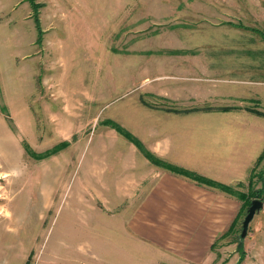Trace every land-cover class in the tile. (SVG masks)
Wrapping results in <instances>:
<instances>
[{"label": "rangeland", "instance_id": "obj_1", "mask_svg": "<svg viewBox=\"0 0 264 264\" xmlns=\"http://www.w3.org/2000/svg\"><path fill=\"white\" fill-rule=\"evenodd\" d=\"M35 2L42 37L28 0H0V264H150L142 205L163 174L109 125L157 148L204 123L173 110L264 80V0Z\"/></svg>", "mask_w": 264, "mask_h": 264}, {"label": "crops", "instance_id": "obj_2", "mask_svg": "<svg viewBox=\"0 0 264 264\" xmlns=\"http://www.w3.org/2000/svg\"><path fill=\"white\" fill-rule=\"evenodd\" d=\"M236 83L238 92L230 97L236 102L225 107L230 110L190 109L193 112L182 114L202 116L204 123L179 128L182 133L157 148L145 147L171 165L247 193L251 172L264 152V116L254 112H264V80ZM183 132L187 135L181 139ZM149 165L156 167L150 162ZM156 168L163 174L162 182L146 194L142 205L143 221L155 223L142 232L150 244H146L147 253L153 256L150 264H215V251L221 241L230 237L233 239L228 244L234 247L235 255L225 264L239 262L240 248L245 254L241 264H264V206L250 223L246 238L238 239L247 212L238 219L234 232L224 238L243 203L219 190ZM255 184L259 190L261 184ZM159 246L163 251H159Z\"/></svg>", "mask_w": 264, "mask_h": 264}, {"label": "trees", "instance_id": "obj_3", "mask_svg": "<svg viewBox=\"0 0 264 264\" xmlns=\"http://www.w3.org/2000/svg\"><path fill=\"white\" fill-rule=\"evenodd\" d=\"M28 2L32 5L33 10L35 11L34 16H35L36 26H37V29L39 30L40 36L42 37L45 32L40 28V19L36 17L37 13H38L37 11L41 7V5L36 3L35 0H28ZM228 25L233 27V28H240V29L246 28V26L243 25L242 23H238V24L229 23ZM143 103H145V102H143ZM210 109L212 110L213 108H210ZM227 110H230V108H223L220 111H227ZM173 112H175V113H189V112H193V110H185V111L173 110ZM254 112L260 116H264V112H260L257 110H255ZM111 123L109 126L112 129H114V131L116 130V132L118 134H121V136H123L126 140L133 143L134 146L141 153V155L145 159H147L151 164H153L154 166H156L160 169L167 170V171H169L175 175L187 178L191 181H194L195 183H197L200 186H205V187H208L211 189L219 190L223 193H226L232 197L237 198L239 201H241L243 203L242 208H241V212L239 213L237 218L234 220V222L232 223L229 230L223 235L224 238L228 237L229 235H231L234 232L235 227L238 223V219L243 217L245 212L248 211V208L251 205V202L253 200H261L264 202V187H262V189H259V190H256L254 188V184L256 182H258V181L264 182L263 175L253 176V177L251 176V178L249 180V192H247V193L240 192V191L236 190L234 187L227 186V185L221 184L219 182L207 179V178H205V177H203L197 173H194L192 171L186 170V169L181 168L179 166H174V165H171V164L165 162L164 160H162L161 158L156 156L154 153L149 151L140 139H137L132 134L124 131V129L122 127L116 126L117 125L116 123H114L112 121H111ZM52 150L53 151L50 150L48 152V155L55 153L58 150V147H55ZM27 152L30 156H33V154H34L28 149H27ZM45 157H48V156H45ZM45 157H42V158H45ZM262 160L264 161V152L261 156V161ZM241 232H242V230L239 233H241ZM240 236L241 235H239L238 239H242ZM239 252L241 255H240V260H239L238 264H241L244 261L245 254L243 253L242 248L239 249Z\"/></svg>", "mask_w": 264, "mask_h": 264}, {"label": "water", "instance_id": "obj_4", "mask_svg": "<svg viewBox=\"0 0 264 264\" xmlns=\"http://www.w3.org/2000/svg\"><path fill=\"white\" fill-rule=\"evenodd\" d=\"M263 206H264V202L261 200H253L251 202V205L249 206L247 211V215L242 224L241 238L247 237L250 223L254 219L256 213L260 212L263 209Z\"/></svg>", "mask_w": 264, "mask_h": 264}]
</instances>
